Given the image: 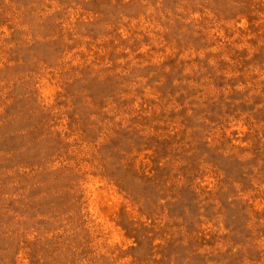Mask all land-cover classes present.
Listing matches in <instances>:
<instances>
[{"label": "rangeland", "instance_id": "rangeland-1", "mask_svg": "<svg viewBox=\"0 0 264 264\" xmlns=\"http://www.w3.org/2000/svg\"><path fill=\"white\" fill-rule=\"evenodd\" d=\"M0 264H264V0H0Z\"/></svg>", "mask_w": 264, "mask_h": 264}]
</instances>
